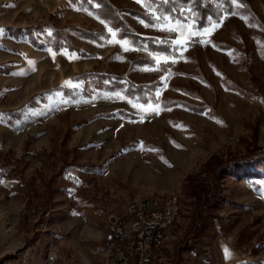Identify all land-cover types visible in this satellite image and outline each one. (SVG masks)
Segmentation results:
<instances>
[{
	"label": "rangeland",
	"instance_id": "1",
	"mask_svg": "<svg viewBox=\"0 0 264 264\" xmlns=\"http://www.w3.org/2000/svg\"><path fill=\"white\" fill-rule=\"evenodd\" d=\"M117 15L179 44L152 52ZM154 15L150 0H0V264H109L110 224L152 197L177 208L150 264H264V0L202 28L186 12L183 34ZM129 79L160 80L156 101ZM217 155L251 172L219 174L206 208L188 181Z\"/></svg>",
	"mask_w": 264,
	"mask_h": 264
},
{
	"label": "trees",
	"instance_id": "2",
	"mask_svg": "<svg viewBox=\"0 0 264 264\" xmlns=\"http://www.w3.org/2000/svg\"><path fill=\"white\" fill-rule=\"evenodd\" d=\"M151 2L156 3L157 10L161 14H171V16L175 18H180L179 10L173 12V9H179L181 4L183 6L191 5L192 11L194 13V20L196 21L197 27H207L211 25L213 22H216L220 19L222 15V9H226L227 11L231 10L232 3H228L227 0H213V2L207 4L204 0H172V2L164 3L163 0H150ZM246 5V4H245ZM247 13H253L250 10V7L246 5ZM243 12V13H246ZM246 13V14H247ZM253 15V14H252ZM143 16V15H142ZM116 18V26L121 28V34L123 37H129L135 40L137 43H148V48L155 53H170L171 45L169 41H165V43H158V40L154 37H144L141 34L137 33L131 26H129L120 15L115 16ZM209 18H212L211 24L209 23ZM136 64H154V60L148 56H141L135 60ZM122 78L120 77V80ZM161 84L160 80H155L152 82H143L139 83L132 79L127 80V89L124 90L126 95L132 98H136L139 101L144 103H148L151 101H156L155 92L158 86ZM231 89V85L229 86ZM182 104H187L184 100H178ZM250 160V156H242L239 158H235L229 161H225L222 157L214 156L210 163L208 164L209 175L208 178L203 177L202 175L192 176L188 181V189L189 193L195 195L200 203L205 204L206 208L209 204H215L219 198V186H217V181L219 179V174L230 171L232 168L242 171L243 173H250L251 167L246 165L245 162ZM256 169L255 171L260 175V173H264V169ZM204 208L202 209V211Z\"/></svg>",
	"mask_w": 264,
	"mask_h": 264
},
{
	"label": "built area",
	"instance_id": "3",
	"mask_svg": "<svg viewBox=\"0 0 264 264\" xmlns=\"http://www.w3.org/2000/svg\"><path fill=\"white\" fill-rule=\"evenodd\" d=\"M174 200L177 198L143 200L113 222L109 244L114 245L116 264H148L149 255H157V251H152V244H158L161 229L172 220Z\"/></svg>",
	"mask_w": 264,
	"mask_h": 264
},
{
	"label": "snow or ice",
	"instance_id": "4",
	"mask_svg": "<svg viewBox=\"0 0 264 264\" xmlns=\"http://www.w3.org/2000/svg\"><path fill=\"white\" fill-rule=\"evenodd\" d=\"M163 2L169 3V2H172V0H163ZM193 2H194V0H193ZM227 2L228 3H235V0H227ZM137 3H143V0H137ZM145 6L148 8H151V3H149ZM240 6H243V5H240ZM12 7H14V5H12ZM77 10H79V9H77ZM177 10H179L180 15L182 17H184V21H187V20L192 18L190 15H186V12L191 13V11H192L191 5H188V7L185 8L183 6V4H181V7L179 9L174 8L173 12H175ZM89 14L91 15V13H89ZM231 14L235 15L236 13L232 12ZM97 18L99 19V17H97ZM153 20H154V23L151 25L152 27H155L158 30L163 31V32H167V33L178 32L180 34H183V32L188 27V25L185 22H183L182 20H180L178 18L171 16V14L154 15ZM100 22L105 23L103 20H101ZM211 22H212V18H209V23L211 24ZM172 23H174V26H170ZM148 26H149L148 24H145V27H148ZM0 31H2V30H0ZM107 31L109 33H111L113 36L116 35V32L113 31V29L111 27H108ZM157 42L161 43V44L165 43V41H162V40L157 41ZM124 43H128V41L125 40ZM169 43H171L173 46H175V45L179 44V41H174V42H169ZM125 50H127V49H125ZM225 252L227 254V249H225Z\"/></svg>",
	"mask_w": 264,
	"mask_h": 264
},
{
	"label": "bare ground",
	"instance_id": "5",
	"mask_svg": "<svg viewBox=\"0 0 264 264\" xmlns=\"http://www.w3.org/2000/svg\"><path fill=\"white\" fill-rule=\"evenodd\" d=\"M149 199H158V198L152 197V198H149ZM149 199H146V200H149ZM170 199H175V198H170ZM176 205H177V200H174V213H173V216H172V220H168L167 224H164L163 228L161 229L160 238H158V244H159V242H161L162 238L164 237L166 229L168 227L172 226L173 223H174L175 213H176V208H177ZM111 236H113V222L109 226V230H108V232H107V234L105 236V239H106V244H107V254H108L109 264H116V259H115L114 255H113L114 254V245L109 244V242H111ZM158 244H152V251L154 250V248ZM152 259H153V255H149L148 264L151 263ZM28 260H29V254L28 253L23 254L22 256H20V258L18 260V264H30V263H28Z\"/></svg>",
	"mask_w": 264,
	"mask_h": 264
}]
</instances>
